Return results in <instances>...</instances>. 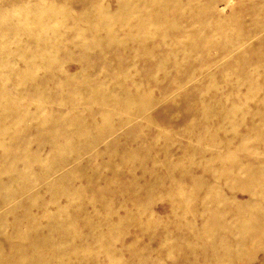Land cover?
Wrapping results in <instances>:
<instances>
[{
  "label": "rangeland",
  "instance_id": "rangeland-1",
  "mask_svg": "<svg viewBox=\"0 0 264 264\" xmlns=\"http://www.w3.org/2000/svg\"><path fill=\"white\" fill-rule=\"evenodd\" d=\"M0 264H264V0H0Z\"/></svg>",
  "mask_w": 264,
  "mask_h": 264
}]
</instances>
